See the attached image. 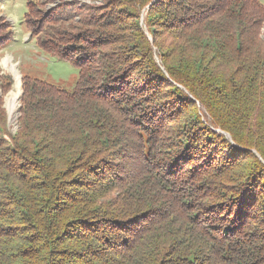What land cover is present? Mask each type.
I'll return each mask as SVG.
<instances>
[{"label":"trees","instance_id":"obj_1","mask_svg":"<svg viewBox=\"0 0 264 264\" xmlns=\"http://www.w3.org/2000/svg\"><path fill=\"white\" fill-rule=\"evenodd\" d=\"M99 1L33 21L78 78L14 132L0 71V264H264V4Z\"/></svg>","mask_w":264,"mask_h":264},{"label":"rangeland","instance_id":"obj_2","mask_svg":"<svg viewBox=\"0 0 264 264\" xmlns=\"http://www.w3.org/2000/svg\"><path fill=\"white\" fill-rule=\"evenodd\" d=\"M68 1L95 7L101 4L99 0H0V35L8 37L5 41L7 44L0 47V71L10 77L12 82V88L1 100L7 115L6 125L11 132L16 130L17 110L21 104V80L24 75L58 84L68 90L75 86L77 69L68 61L48 55L39 48L38 36L30 34L33 21L39 20L42 13H50V16L63 15V3ZM258 1L264 4V0ZM60 6L62 8H58ZM140 23L146 31L142 15ZM260 33L264 38V23ZM40 35L43 36L42 33L39 37Z\"/></svg>","mask_w":264,"mask_h":264},{"label":"clouds","instance_id":"obj_3","mask_svg":"<svg viewBox=\"0 0 264 264\" xmlns=\"http://www.w3.org/2000/svg\"><path fill=\"white\" fill-rule=\"evenodd\" d=\"M15 125H16V122H15Z\"/></svg>","mask_w":264,"mask_h":264}]
</instances>
